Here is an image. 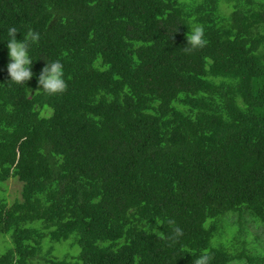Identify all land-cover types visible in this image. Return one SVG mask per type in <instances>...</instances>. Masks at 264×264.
<instances>
[{
    "label": "trees",
    "instance_id": "obj_1",
    "mask_svg": "<svg viewBox=\"0 0 264 264\" xmlns=\"http://www.w3.org/2000/svg\"><path fill=\"white\" fill-rule=\"evenodd\" d=\"M9 27L40 34L24 85ZM54 60L66 90L29 92ZM0 236V264H264V0H0Z\"/></svg>",
    "mask_w": 264,
    "mask_h": 264
},
{
    "label": "clouds",
    "instance_id": "obj_2",
    "mask_svg": "<svg viewBox=\"0 0 264 264\" xmlns=\"http://www.w3.org/2000/svg\"><path fill=\"white\" fill-rule=\"evenodd\" d=\"M20 32L16 27H9L6 32V48L9 62L6 65L8 81L17 85H24V82L33 76L31 65L33 59L30 55V45L39 42L40 34L28 30L22 39H17L16 34ZM204 30L201 26H195L189 36L186 37L187 46L197 48L204 45ZM38 85L42 92L48 94L62 93L66 90L67 84L64 79L63 65L59 60L45 61L41 73L38 76ZM174 224V221H169ZM174 232L177 237L183 234L180 227H175ZM209 257L202 254L195 259L194 264H208Z\"/></svg>",
    "mask_w": 264,
    "mask_h": 264
},
{
    "label": "rangeland",
    "instance_id": "obj_3",
    "mask_svg": "<svg viewBox=\"0 0 264 264\" xmlns=\"http://www.w3.org/2000/svg\"><path fill=\"white\" fill-rule=\"evenodd\" d=\"M33 83H35L34 92L39 91L41 88L38 85V80L35 81V82L33 80H30L29 83H28V89H29V86L31 84H33ZM30 91L31 90L29 89V92ZM51 113H52V110L50 108H45L44 114L49 115ZM2 189L5 190V193L10 197V199H13L15 195L16 196H19L20 195L21 183L18 180L14 179V178H10L9 180H7L3 184ZM0 239H1L0 240V249L3 251L4 244L5 243L3 242V237L0 236ZM5 240H8V238L5 237ZM67 250H68L69 253H72V252L76 251V250L68 249V246L67 245H58L57 246V244H56V246H55V253L54 254H56L58 256H64L66 254Z\"/></svg>",
    "mask_w": 264,
    "mask_h": 264
}]
</instances>
